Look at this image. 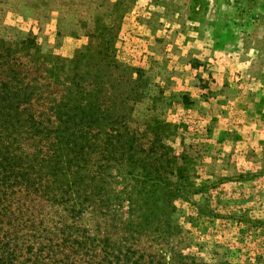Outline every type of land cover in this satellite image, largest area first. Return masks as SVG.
Segmentation results:
<instances>
[{"label":"rangeland","instance_id":"obj_1","mask_svg":"<svg viewBox=\"0 0 264 264\" xmlns=\"http://www.w3.org/2000/svg\"><path fill=\"white\" fill-rule=\"evenodd\" d=\"M101 115L178 190L159 242L65 129ZM0 264H264V0H0Z\"/></svg>","mask_w":264,"mask_h":264},{"label":"trees","instance_id":"obj_2","mask_svg":"<svg viewBox=\"0 0 264 264\" xmlns=\"http://www.w3.org/2000/svg\"><path fill=\"white\" fill-rule=\"evenodd\" d=\"M84 97H90L89 92H86ZM84 97L79 99L84 101ZM91 118L88 116L86 119L71 123L68 118L64 123L67 130L77 128L81 137L76 134L71 136L80 140H84V135L89 131L88 127L94 131L93 137L97 139L99 147L97 149L102 154L100 160L103 163L97 174L104 185L100 190L109 194L105 199L106 213H111L116 223L127 228L128 239L124 241L134 240L142 235L149 238L150 235H154L152 239L159 242L169 235V232L165 233V229L169 227L165 221L167 213L159 209L171 208L172 201L166 195L172 196L178 190L168 187L163 179L152 177L151 172H146V166L152 167V163L140 159L139 155L143 152L148 153V158L156 161L157 158L154 157L156 147L149 145L147 150L144 149L139 143L137 131H133L130 124L116 123L106 115H101L96 120ZM128 137L131 138V143ZM73 144L77 146L75 141ZM83 148L84 145H81L79 153H84ZM104 177H108L109 180L103 181ZM125 190L127 193H124ZM122 209H127L126 213H123ZM142 209H148L149 214L141 213ZM154 260L152 258L151 263Z\"/></svg>","mask_w":264,"mask_h":264}]
</instances>
